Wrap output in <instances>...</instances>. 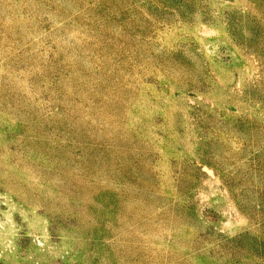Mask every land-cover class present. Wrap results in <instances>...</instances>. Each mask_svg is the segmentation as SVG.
<instances>
[{
	"label": "rangeland",
	"instance_id": "obj_1",
	"mask_svg": "<svg viewBox=\"0 0 264 264\" xmlns=\"http://www.w3.org/2000/svg\"><path fill=\"white\" fill-rule=\"evenodd\" d=\"M0 264H264V0H0Z\"/></svg>",
	"mask_w": 264,
	"mask_h": 264
}]
</instances>
